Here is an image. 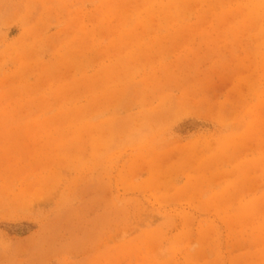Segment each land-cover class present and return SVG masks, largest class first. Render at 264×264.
Here are the masks:
<instances>
[{
	"label": "rangeland",
	"instance_id": "obj_1",
	"mask_svg": "<svg viewBox=\"0 0 264 264\" xmlns=\"http://www.w3.org/2000/svg\"><path fill=\"white\" fill-rule=\"evenodd\" d=\"M0 264H264V0H0Z\"/></svg>",
	"mask_w": 264,
	"mask_h": 264
}]
</instances>
